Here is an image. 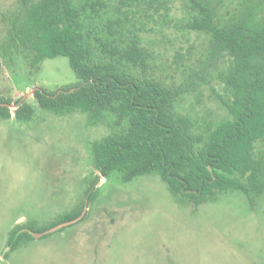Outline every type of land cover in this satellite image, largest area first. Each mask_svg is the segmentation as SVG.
Masks as SVG:
<instances>
[{
  "label": "trees",
  "instance_id": "16d2710c",
  "mask_svg": "<svg viewBox=\"0 0 264 264\" xmlns=\"http://www.w3.org/2000/svg\"><path fill=\"white\" fill-rule=\"evenodd\" d=\"M175 1L19 0L1 49L29 58L30 82L44 60L58 56L69 59L78 82L57 91L35 87L36 103L0 92V118H12L14 102L21 122L32 121L39 107L59 116L80 111L92 124L108 121L111 132L92 143L100 175L86 197L47 224L14 225L6 256L34 241L35 233L44 238L62 223L83 221L100 176L116 173L126 183L156 175L178 202L195 207L229 192L242 194L252 209L264 198V0H242L233 9L225 0H182L178 27L206 36L209 60L224 64L218 98L228 116L218 122L182 110L193 81L169 83L144 45L142 18L169 19Z\"/></svg>",
  "mask_w": 264,
  "mask_h": 264
},
{
  "label": "rangeland",
  "instance_id": "374dc122",
  "mask_svg": "<svg viewBox=\"0 0 264 264\" xmlns=\"http://www.w3.org/2000/svg\"><path fill=\"white\" fill-rule=\"evenodd\" d=\"M241 1L225 0L230 9ZM182 7L176 0L167 20L158 14L142 18L144 45L169 83L193 81L182 110L218 122L228 116L218 98L224 64L209 60L206 36L178 27ZM19 9V0H0V92L36 103L35 87L57 91L78 77L69 59L58 56L44 60L33 81L27 79L33 70L29 58L1 49L8 18ZM11 105L12 118H0V264H264V198L252 209L242 194L229 192L195 207L178 202L152 174L126 183L116 173L100 176L83 221L44 238L35 233L34 241L6 256L14 225L47 224L86 197L100 175L92 143L111 132L108 121L92 124L80 111L59 116L39 107L32 121L21 122Z\"/></svg>",
  "mask_w": 264,
  "mask_h": 264
},
{
  "label": "water",
  "instance_id": "95a60500",
  "mask_svg": "<svg viewBox=\"0 0 264 264\" xmlns=\"http://www.w3.org/2000/svg\"><path fill=\"white\" fill-rule=\"evenodd\" d=\"M33 93H34V92H33ZM11 106H12V105H11ZM14 107H16V106L14 105ZM85 211H86V209H85ZM81 217H82V216H80L78 219L73 220V221H71V222H65V223H62V224L58 225L57 227L51 228L50 230H48V231H46V232H44V233H47V232H49V231L57 230L59 227H62V226H65V225H67V224H70V223H72V222H75V221L79 220ZM42 234H43V233H40V235H42ZM34 235L36 236V234H34Z\"/></svg>",
  "mask_w": 264,
  "mask_h": 264
}]
</instances>
